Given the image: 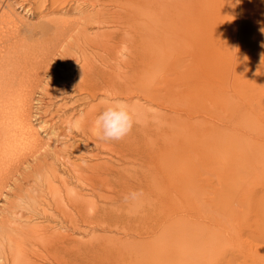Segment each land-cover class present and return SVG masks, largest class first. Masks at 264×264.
<instances>
[{
  "label": "bare ground",
  "instance_id": "obj_1",
  "mask_svg": "<svg viewBox=\"0 0 264 264\" xmlns=\"http://www.w3.org/2000/svg\"><path fill=\"white\" fill-rule=\"evenodd\" d=\"M6 2L0 0V193L5 187L1 178L17 173L20 165L15 161L23 148L33 156L44 149L32 121L33 93L62 47L61 37L75 30L83 51L78 60L84 64L78 73L70 71L67 80L72 86L65 92L76 89L87 101L100 102L77 120L76 114L68 116L63 124L96 150L102 144L126 149L119 157L105 156L106 164L86 168L60 160L67 169L61 174L52 167L39 190L60 194V204L66 192V201L90 231L122 229L124 237L134 238L133 246L127 238L118 244L63 247L68 257L64 260L58 252L53 257L57 264H81V259L85 264H199L200 258L193 255L202 250L209 254L222 240L213 226L226 236L236 229L228 230L239 218L244 193L264 207V0H22L19 9L36 16L34 24ZM67 5L76 6L73 11L79 17L70 19L72 8L61 9ZM82 42L95 54L89 55ZM120 48L126 52L116 51ZM103 51L112 58L105 59L107 53L98 57L96 52ZM115 101L125 102L137 123L124 139L103 140L96 120ZM90 157L101 158L99 152ZM121 164L138 168L128 175ZM260 174L261 181L249 178ZM73 184L88 187L91 194L73 191ZM105 188L108 194L103 197L99 191ZM144 188L146 193L136 192ZM99 197L112 204L126 199L131 203L124 211L133 216H108ZM21 228L16 229L18 235ZM33 228L40 229L36 224ZM33 228L24 231L37 234ZM75 230L87 232L77 224ZM54 237L61 242L72 239L62 232ZM11 239L12 264H21L24 248L18 238ZM227 261L228 255L219 264Z\"/></svg>",
  "mask_w": 264,
  "mask_h": 264
},
{
  "label": "rangeland",
  "instance_id": "obj_2",
  "mask_svg": "<svg viewBox=\"0 0 264 264\" xmlns=\"http://www.w3.org/2000/svg\"><path fill=\"white\" fill-rule=\"evenodd\" d=\"M7 1H9V2H6L5 5H7V3H11V4L13 3V6L18 9L19 14L25 18V21H27L31 24H34L37 21L36 16H29L28 13L25 12V10L22 11L19 9L18 3H20L22 0H17V1L16 0H7ZM85 6H84V8H87ZM75 7L76 6H73V5H72V7L70 5L69 6L67 5V7L61 8V9H63L64 12L65 11L68 12L67 9L72 8L71 9L72 12L70 11L69 12L70 15H68V16L70 17V19H74L76 17H79V14L73 11L74 10L73 8H75ZM63 11H61V13H63ZM103 30L107 31L106 28ZM77 31L78 30H75L73 33L68 35L69 37L68 36H65V38L61 37L62 41L59 39L60 40L59 42L61 43L62 47H60V45H59L58 47H60V48L56 52L55 56L51 57L52 59H54V61L51 62L52 68L49 67L48 72H46L45 80L42 83V86L38 90H36V92L33 93V95H34V103L33 104L34 105H33V112H32L33 113V115H32L33 120L32 121L36 125L37 129L40 130L39 132L41 134V138L44 139L43 140L44 141L43 143L45 145L43 147L44 149L34 153L37 155L33 156L32 150H30L28 147H25V149L23 148V150L20 152L23 155L17 156V157H19L20 160L18 159L19 161L18 160L15 161L16 162L15 164L20 165V166H18L17 173L14 176L11 175V176L1 178L3 180V181L2 180L1 181L3 184H5V187L2 189V191L0 193V233L1 232L3 233V234H0V244L3 243L1 247L4 250V252L2 249L0 251V253L2 252L0 254V258H1V256L3 258V260L0 259V261H2V262H0V264H12V260L14 259V256L12 254H10L14 250V245H13V247L11 246L12 242L14 244V240L11 239V236H13V238H15V239L18 238V240L21 242L22 247L24 248V254L22 255L24 258L21 256L20 263H21L22 259L25 260L29 256L28 257L29 259H27L26 262H24V260H23L24 264L25 263L32 264L33 263L32 261H34V264H38L39 261H40V264H52V262H53V264H57V262L53 259V257L55 256V258H56V254L58 252H59L58 254L61 257H63L65 260L66 256L68 257V254L66 252L67 249L68 250H71L73 248L76 249L77 247H84L85 245H93L95 247H96V245H99V246L102 245L103 246V244H105L109 241H112L113 244H118L119 241H126L127 238H130L127 240L129 246H133V244H134V238L124 237L123 230L119 229V228L117 229V228L113 227L110 230L109 229L103 230L101 228H98L95 232L90 231L91 229L88 228L87 226H85L84 225L85 222L83 220H81V216H80L81 214H79L76 211V209L73 205L70 206V203L66 201L67 197H68L66 192H63L64 194L61 193V194H63L64 201L62 204H60L59 203V200H60L59 195L60 194L57 195V194L49 192L48 190L47 191L39 190L41 185L44 184L43 182H44L47 174L49 173L48 171H52V169L54 167H57V168H59L60 173L63 174V171H65L67 169V166H63V163H61V161L69 160L72 164H75V165H80V164L82 165L83 164L82 166L80 165V167L86 168V166L94 165L95 162H96V164L97 163L106 164L107 163L106 160H108L107 159L108 157H110L111 155L114 156V158L119 157L126 150V149L118 147L117 145H114V144H112L111 146H114L115 150H111V147H108V146L106 148L105 144H102V146L99 147V150H96L94 148L93 144L89 140H86L85 137L83 138V136L81 134H79L77 132V130L74 131L75 129H73L72 127L68 128L67 123L66 124L64 123L65 125L63 124V122L67 118L68 119L70 118L68 116L72 117V114H76L77 117H75L76 118L75 120H77V118L79 117L78 115H84V113H85V112H83L84 110L87 111L86 109H88V107L90 108L92 106H95V103L98 104V102H100V100L87 101L84 98V96H80L79 93L76 92V89H72L73 91H71L70 94H69V92H67V93L65 92L67 87L72 86V82L70 83L69 80H67V77L70 76L72 74V72H74V71H75V73H78L80 67L84 64L83 61L78 60L81 57V55H83V51L79 47L78 41L75 40L76 34H74V33H77ZM89 33L91 34L90 31H89ZM82 45H83V47L85 46L84 49H86V51L88 52L89 55L95 54V51H94V53H92V49L89 48V46L86 43L82 42ZM78 47L81 49V51H79L80 49ZM116 51L126 52L125 50H123V48L117 49ZM63 52H64V54H63ZM99 52H96L98 57H99V54L107 53V54L103 55L104 58L105 59H111L112 58L109 51H106V52L103 51L104 53L103 52L99 53ZM55 60H57L60 63H58ZM61 60L63 61V64H62ZM76 60H78L79 62ZM75 61H76V63L77 62L78 63L76 64ZM70 62H71V64H70ZM53 65H54V67H53ZM50 68L54 71V73H53V71H51ZM62 70H63V72H62ZM70 71H72V72H70ZM53 74H55L57 76L53 77L54 76ZM63 74L65 77L63 76ZM65 80H67L68 82ZM45 105H46V107H45ZM42 112H43V114H42ZM73 122H76V121H73ZM69 129H71V130L69 131ZM54 130H56L55 131L56 134H54L55 133ZM57 130H58V133H57ZM68 131L71 134H68ZM54 138L56 141L55 143H54ZM105 143H107V142L105 141ZM101 148H103V149H101ZM28 149H29V151H27ZM41 151H43V153L46 154V156L44 158H46L47 163H46L45 159L41 156V154H42ZM33 152H34V150H33ZM97 152L100 153L101 158H100V160H94L93 161V158L90 156L94 153H97ZM29 154L30 155L32 154L31 155L32 157H30ZM102 154H104V155H102ZM105 156H108V157H105ZM35 157H36V159H34ZM42 158H43V160H42ZM103 159H105V160H103ZM87 163H88V165H87ZM15 164H13V166H16ZM39 164L40 165L43 164V165L40 166ZM31 165H33V166H31ZM46 166H47V170L45 169ZM41 167H43V168H41ZM119 167L121 169L129 170V173H128V175H129L132 173V171L135 170V168L136 169L138 168V165L135 167L134 164L133 165L121 164V165H119ZM38 168H41V169L38 170ZM41 170L43 173L41 172ZM70 171L71 170L68 171L69 174H71ZM31 174L32 175L35 174V175L32 176ZM69 174H68V176H69ZM66 175L67 174H65V176ZM261 176H262V174L251 175V177H249V178H253L254 180H260L261 181V178H262ZM36 177H37L38 181L39 180L42 181V182H40L41 184L38 183ZM69 177H67V178L69 179ZM70 179L73 182L75 181L72 179V177ZM37 186H38V188H37ZM72 187H73V191H76V192L81 191L84 194H87V193L91 194V191L86 186L81 187V186H77L76 184H73ZM82 189H84V190H82ZM107 190H108L107 188L101 189L99 191V193H101V195L104 197L105 194H108V192H106ZM85 191H86V193H85ZM136 192L146 193V189L145 188L139 189ZM37 193H38V195H37ZM89 194H88V196L92 198V196ZM146 195L151 196L150 194L149 195L146 194ZM35 196H36V198H35ZM44 196H45V199H44ZM95 196L98 197L97 195H94L93 198H95V199H96ZM99 198L101 201L100 200H98V201L100 204L105 206L106 212L108 213V216L111 217L112 215L119 214V213H122L120 216H123V217L133 216V215L128 214L127 212L124 211V207H126L127 205H129L131 203V202L126 201V199L120 200L119 202L112 204L111 202L110 203H103L102 198L101 197H99ZM33 201H35V202H33ZM36 201H37V203H36ZM54 201H55V203H54ZM257 202L254 201L252 203L251 194H246V193L243 194V196H242V198L238 204V207L240 208V210H239V214H237V216L239 218H237L236 221L231 222V225L229 226L228 230H232L234 227L236 229L229 236L222 234L220 229L216 225L213 226L212 229L215 231V233L218 235L219 238H222V240L219 242H216L214 244L213 249L209 254H205L202 250L201 255H198V254L193 255L195 257L200 258L199 264H219V260L220 259L224 260V257L226 255L229 256V261H227L228 262L227 264H264V207H261L262 203L260 204L259 201H257ZM38 203H40V204L38 205ZM64 204L66 205V207L64 206ZM89 204H91V203H89ZM57 209H59V210L57 211ZM65 209H66V213H65ZM67 211L69 213H67ZM44 213H46L47 215ZM56 219H58V220H56ZM24 224H26V225L30 224L29 226L31 229L33 228V226H35V224L38 225L40 229L33 228V230L38 231L39 234L38 233H37L38 235L33 234V233L29 234L33 237V239H31V237L29 239L28 237H26V235H27L26 233L28 231L26 233L24 231L29 226L27 227L25 225L26 226L25 227ZM76 224L81 225L84 229H86L87 232H79V231L75 230ZM21 226H24L25 228L23 227V229H22ZM107 226L108 225H105V227H107ZM13 227L15 228V230ZM16 227L21 228V232H22L23 236L18 235L16 233V231H17ZM59 232H62L64 235L71 234L72 239L69 240L67 238L69 241L67 239H65L64 241L61 242V241L57 240V237L53 238L54 234L59 233ZM45 233H46V235H45ZM50 234H53V235H50ZM9 235H11V236L8 237ZM29 235H27V236H29ZM33 235H35V237L36 236H38V237L35 238ZM21 236L25 239L21 240L20 239ZM44 236H46V237H44ZM48 236H49V238H48ZM30 240H31V242H29ZM2 241L6 242V243H4ZM70 243H71V245H70ZM106 245H104V246H106ZM8 246H9V248H8ZM107 246H109V245H107ZM3 247H5V249ZM63 247H67V249H65ZM57 249H58V251H57ZM10 250H11V252H10ZM5 251H7V252L5 253ZM3 253H5V254H3ZM6 255H9V256H6ZM5 258L8 260H5ZM9 258H10V260H9ZM45 258H47V260ZM28 260H30V261L32 260L31 263ZM135 260L136 261L139 260L138 256L135 257ZM79 261L81 262V264H85V260L81 259ZM35 262H37V263H35ZM132 262H133V260H132Z\"/></svg>",
  "mask_w": 264,
  "mask_h": 264
},
{
  "label": "clouds",
  "instance_id": "obj_3",
  "mask_svg": "<svg viewBox=\"0 0 264 264\" xmlns=\"http://www.w3.org/2000/svg\"><path fill=\"white\" fill-rule=\"evenodd\" d=\"M136 123L133 112L123 101L107 105L96 120L100 138L108 141L124 139Z\"/></svg>",
  "mask_w": 264,
  "mask_h": 264
}]
</instances>
